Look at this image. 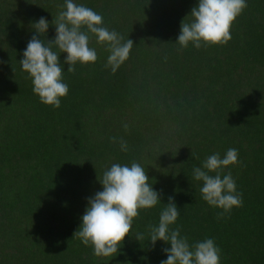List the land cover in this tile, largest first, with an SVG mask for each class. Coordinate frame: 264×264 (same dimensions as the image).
Masks as SVG:
<instances>
[{"label":"trees","instance_id":"trees-1","mask_svg":"<svg viewBox=\"0 0 264 264\" xmlns=\"http://www.w3.org/2000/svg\"><path fill=\"white\" fill-rule=\"evenodd\" d=\"M74 2L134 46L112 74L106 45L91 35L97 61L77 62L74 73L62 65L69 92L54 108L33 92L20 60L40 17L50 22L41 40L54 38L51 21L65 0H0V264H160L170 244L152 247L149 225H158L169 196L180 211L170 228L190 246L211 238L220 264H264V0H247L226 45L199 49L176 42L198 0ZM229 148L239 163L221 176L231 172L243 206L217 219L223 210L203 200L193 169ZM132 162L162 201L139 210L118 253L97 257L74 232L103 173Z\"/></svg>","mask_w":264,"mask_h":264},{"label":"clouds","instance_id":"clouds-1","mask_svg":"<svg viewBox=\"0 0 264 264\" xmlns=\"http://www.w3.org/2000/svg\"><path fill=\"white\" fill-rule=\"evenodd\" d=\"M247 6V0H198L190 11L193 19L181 21L176 42L181 48H187L191 43L197 49L207 45H226L232 38L230 29L233 22ZM65 8L55 22L51 21L56 34L53 39H48L47 45L40 34L48 32L50 22L40 17L32 23L36 34L28 41L20 60L22 70L32 78L33 92L43 104L54 108L61 106V98L69 92L68 84L63 82L62 65L67 64V71L74 73L77 62L88 64L97 61L96 49L89 46L91 35H95L97 43L106 45L110 54L104 67L112 74L128 60L134 46L132 39L125 40L115 29L105 26L103 16L92 8L74 0H65ZM52 45L59 51H53ZM61 53H66L63 63ZM124 128L127 131L128 125L125 124ZM111 139L113 142L117 140L116 137ZM119 143L123 151L128 150L122 137ZM238 157V149L229 148L223 158L219 153L212 154L202 167L193 169V178L203 182L200 189L203 200L223 210L217 213V219L223 218L234 207L243 206L242 193L237 191L231 172L221 176L224 168L239 163ZM148 181L145 168L137 162L130 166L115 163L103 173L99 179L102 190L87 198L82 223L74 232L85 246H92L95 256L113 257L118 253L131 232L134 218L139 216V210L155 207L162 201V190L154 189ZM179 215L174 197L169 196L158 225H149L152 247L158 240L170 244V247L162 249L167 259L161 260L160 264H220L221 250L213 239L190 246L187 237L181 236L179 227L170 228ZM141 238L139 234L136 236L138 240Z\"/></svg>","mask_w":264,"mask_h":264}]
</instances>
